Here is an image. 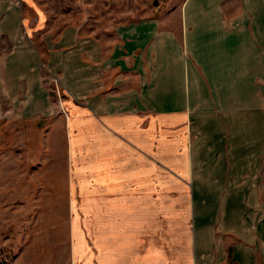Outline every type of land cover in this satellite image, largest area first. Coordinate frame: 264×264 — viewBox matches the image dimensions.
Masks as SVG:
<instances>
[{
    "label": "crops",
    "instance_id": "0c3cea01",
    "mask_svg": "<svg viewBox=\"0 0 264 264\" xmlns=\"http://www.w3.org/2000/svg\"><path fill=\"white\" fill-rule=\"evenodd\" d=\"M178 1L98 35L0 0L11 114L66 116L78 264H264V0Z\"/></svg>",
    "mask_w": 264,
    "mask_h": 264
},
{
    "label": "rangeland",
    "instance_id": "374dc122",
    "mask_svg": "<svg viewBox=\"0 0 264 264\" xmlns=\"http://www.w3.org/2000/svg\"><path fill=\"white\" fill-rule=\"evenodd\" d=\"M23 1L44 11L46 28L74 23L98 35L106 34L121 22L173 9L179 2ZM40 37H34L37 43L41 42ZM39 46L42 48V44ZM11 54L0 51V264H78L71 256L69 243L66 116L11 114L15 106L5 100V90L11 92L15 84L5 66ZM41 55L44 56L43 51ZM47 80L51 95L60 99L58 82L52 77Z\"/></svg>",
    "mask_w": 264,
    "mask_h": 264
},
{
    "label": "water",
    "instance_id": "95a60500",
    "mask_svg": "<svg viewBox=\"0 0 264 264\" xmlns=\"http://www.w3.org/2000/svg\"><path fill=\"white\" fill-rule=\"evenodd\" d=\"M154 2L157 4V2H158V1H157V0H155Z\"/></svg>",
    "mask_w": 264,
    "mask_h": 264
}]
</instances>
